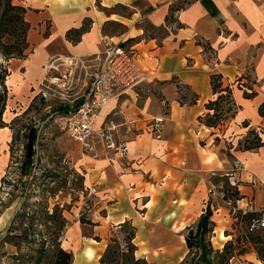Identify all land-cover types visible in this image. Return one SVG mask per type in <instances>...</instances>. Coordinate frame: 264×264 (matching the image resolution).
<instances>
[{
	"label": "crops",
	"instance_id": "obj_1",
	"mask_svg": "<svg viewBox=\"0 0 264 264\" xmlns=\"http://www.w3.org/2000/svg\"><path fill=\"white\" fill-rule=\"evenodd\" d=\"M12 3L24 8L28 42L34 46L29 59L12 62L6 84L15 94L21 95L27 86L30 91L38 88L44 74L34 84L25 78L35 55L44 57V73L53 57L103 53L104 37L116 44L128 41L124 47L147 79L137 90L112 100L102 114H115L117 122L134 125L126 158L107 155L99 146L84 154L75 142L83 189L93 210L84 223L78 220L68 230L72 264H100L108 236L125 222L135 228L137 258L148 264H174L176 258L180 263L188 251L185 229L193 227L209 205L215 174L228 176L238 186V209L255 213L264 209V145L242 148L250 131L264 142V116L259 113L264 104V0ZM82 28L85 31L77 37L74 31ZM213 74L220 76L222 88L239 81L231 89L237 110L216 127H208L204 118L213 111L206 105L218 96L210 82ZM155 121L160 126L158 138L150 133ZM4 130L0 129V187L7 164L2 149L11 139ZM126 161L130 168L123 167ZM237 161L242 170H235ZM13 212L9 207L0 215V242ZM218 218L211 219V238L222 249L232 235L225 232L227 227L216 230ZM162 256L170 257L169 262ZM240 259L244 264H264L254 251L235 256L229 264Z\"/></svg>",
	"mask_w": 264,
	"mask_h": 264
},
{
	"label": "rangeland",
	"instance_id": "obj_2",
	"mask_svg": "<svg viewBox=\"0 0 264 264\" xmlns=\"http://www.w3.org/2000/svg\"><path fill=\"white\" fill-rule=\"evenodd\" d=\"M11 6L22 7L12 3V0ZM21 17L25 22L24 14L6 7L5 1L0 0V70L7 75L4 82L7 91L6 101L3 112L1 113L0 110V126H6L3 129L11 138L7 147L2 149L5 150L7 156V164L0 187V215L12 207L14 212L8 227H12L16 234L21 232L23 237L28 236L27 241L12 238L10 243L1 245L0 242V264H20L22 259L16 260L15 256L22 255L26 260L27 257L34 254L40 244L41 237H34L35 245L31 243L33 230L40 231L42 235L47 236L43 217H36V221L32 225L30 210L33 204L48 205L50 211L55 205L63 208V216L68 222L61 241L65 250H68L69 242H71L68 230L73 229L72 225L78 220L85 222V218H88L90 211L93 210L92 201L83 189V175L74 154L75 142L65 132L60 131L57 114H54L58 108L64 106V103L60 100H44L37 95L38 88L36 90L33 88L30 91L29 86L24 88L21 95H17L12 90V86L6 84V80L13 70L12 62L14 60L26 61L34 53V46L28 42L29 27L26 22L19 21ZM26 26L28 30L25 31ZM42 35L46 37L48 31H44ZM43 60L42 55H35L29 72L26 69V82L34 84L42 77L44 74L42 71ZM20 71H24L23 67L20 68ZM32 126L37 127L38 136L35 145V160L31 172L27 176L22 174L21 165L24 160L26 137ZM212 183L214 187L210 193L208 204L212 205V218L215 219L216 216H219L218 219L221 221L220 224L215 223L216 230L228 228L225 232L232 235L230 241L234 244L233 251L238 253L244 244L248 246L244 241L248 233V224L241 219L244 213L242 209H238L235 200L238 197L235 193L238 192L240 196V190L238 186L231 184L226 175L215 174ZM21 186H25L26 197H23L21 193ZM19 212L24 216L14 222L13 218ZM259 234L262 243L256 247L264 248V234ZM123 235L125 233L120 234L119 238H122ZM112 237V235L108 236L107 243H110ZM236 239L240 242L239 244L236 243ZM210 242L214 250H222L216 248V239L211 238ZM251 251L253 250L249 247L245 254ZM182 257H184L183 254ZM161 258L163 261L166 259L169 262L168 258L170 257L162 256ZM176 259L174 264H179V262H175ZM242 263L244 264L240 259L238 264Z\"/></svg>",
	"mask_w": 264,
	"mask_h": 264
},
{
	"label": "built area",
	"instance_id": "obj_3",
	"mask_svg": "<svg viewBox=\"0 0 264 264\" xmlns=\"http://www.w3.org/2000/svg\"><path fill=\"white\" fill-rule=\"evenodd\" d=\"M103 53L87 57L57 56L51 58L39 82L37 95L44 100H60L64 106L57 109L58 126L82 152L94 151L97 146L107 155L126 158L128 143L135 133L130 122H117L115 114L102 116L107 105L128 92L137 90L146 82V76L137 67L128 48L103 38ZM217 63L212 64L216 68ZM235 80L227 84L232 89ZM150 133L159 137L160 126L155 121ZM125 169L131 163L124 162ZM236 171L242 170L240 162H234ZM95 190L93 189V192ZM248 211H243L246 213ZM249 233L264 234V209L248 226Z\"/></svg>",
	"mask_w": 264,
	"mask_h": 264
},
{
	"label": "trees",
	"instance_id": "obj_4",
	"mask_svg": "<svg viewBox=\"0 0 264 264\" xmlns=\"http://www.w3.org/2000/svg\"><path fill=\"white\" fill-rule=\"evenodd\" d=\"M2 1H5L6 7L16 10L22 15L24 14V8L19 6H11V0ZM19 21L21 23H25L23 22L22 17L19 19ZM27 28L28 27L26 26L24 30H28ZM150 29L155 31L153 27H150ZM83 31H85V28L75 30L74 33L78 37ZM127 42L120 43V45L124 47ZM6 76L7 75L0 70L1 113L4 110L6 101L7 91L4 85ZM210 82L213 93L218 94V96L214 101H210L206 105L209 110L213 111V114H207L205 116L204 124L208 127H216L222 121L232 117L235 114L237 107L235 106L232 99V90L227 86L223 88L221 87L222 84L219 75L213 74L210 78ZM259 113L260 115L264 116V104L260 106ZM4 127L6 126L1 125L0 129ZM37 136V127H30L24 146V160L21 165L23 175L28 176L31 172L36 156L35 145L37 142ZM262 145H264V142L261 141V138L258 136V134L254 131H250L242 144V148L244 150H252L259 148ZM21 187V193L23 197H26L27 194L25 192V186ZM235 194L238 196L235 198L237 201L240 199V196L238 192ZM30 211L32 213V225L34 224V221H36V217H43L44 227L47 230V236L42 235L40 231L33 230V239L31 243L35 245L36 240H34V237H41L38 248L34 251V254L27 257L26 260L23 259L22 255L15 256V259H22V261L19 262L20 264H72L74 260L73 253L71 251L65 250L61 245L63 235L66 228L68 227V222L63 216V208H59L57 205H55L50 211L48 205L35 203L33 204ZM212 214L213 212L208 205L204 214L199 218L198 222L193 227H187L185 229L184 237L188 251L179 264H229L230 260L235 256H242L243 254L247 253L249 247L256 253L260 261H264V248L256 247L258 244L262 243L259 233L256 234L248 232L244 240L248 246L244 244L238 253H234V244L232 241L227 242L223 246L222 250H214L210 242L214 230V223L211 220ZM23 216L24 215L19 212L15 215L13 221L15 222L17 219L23 218ZM257 217L258 213L246 212L241 216V219L245 220L249 226V224ZM80 222L84 223L83 221ZM123 233H125V235H123L122 238L120 237V239L119 235ZM111 235L113 237L111 238L110 243H108L105 252L100 258V264H148L144 258H137L135 256L136 246L133 242L135 238V228L131 226V224L128 222L123 223L119 228L114 230ZM12 238H17L20 240L23 239L24 241H27L28 236L23 237L21 232L16 234L12 227H8L5 236L1 240V245L10 243ZM94 239L98 240V238ZM236 243L239 244L240 242L236 239Z\"/></svg>",
	"mask_w": 264,
	"mask_h": 264
}]
</instances>
